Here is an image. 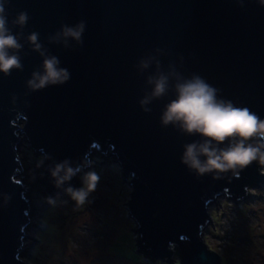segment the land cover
Returning <instances> with one entry per match:
<instances>
[{
	"label": "water",
	"instance_id": "water-1",
	"mask_svg": "<svg viewBox=\"0 0 264 264\" xmlns=\"http://www.w3.org/2000/svg\"><path fill=\"white\" fill-rule=\"evenodd\" d=\"M6 11L9 22L28 13L24 37L39 33L71 79L30 92L26 82L42 58L26 39L21 40L23 71L0 73V264H29L23 251L33 185L49 195L59 193L49 167L65 159L74 167L88 165L97 148L117 157L123 181L132 188L127 203L136 252L151 262L222 264V255L204 236L212 222L209 208L225 195L242 207L239 199L264 178L262 165L254 162L219 179L190 173L181 163L183 145L200 137L161 125L171 94L149 105L150 113L143 111L139 101L150 91L146 78L154 67L141 75L136 66L149 54L157 56L165 70L171 64L186 77L197 74L220 98L264 119L259 0H244L243 6L239 0H10ZM81 20L86 22L82 47L49 42L62 25ZM25 141L44 154L27 172L20 149Z\"/></svg>",
	"mask_w": 264,
	"mask_h": 264
},
{
	"label": "clouds",
	"instance_id": "clouds-1",
	"mask_svg": "<svg viewBox=\"0 0 264 264\" xmlns=\"http://www.w3.org/2000/svg\"><path fill=\"white\" fill-rule=\"evenodd\" d=\"M243 2L239 0L241 6ZM9 3L10 0H0V73L11 76L14 70L23 71L20 53L24 44L21 40L26 39L31 51L42 58L40 68L33 71L26 82L29 91L35 93L67 84L71 79L70 71L61 66L57 56L48 53L40 42L39 33L32 32L24 37L23 29L30 19L28 13L21 11L9 22L6 11ZM259 4L264 7V0H259ZM14 28L21 31L14 34ZM85 31L86 22L83 20L75 25L64 24L54 36L49 37V42L70 49V42L74 41L82 47ZM156 52L163 55L160 49ZM136 67L141 75L154 67L146 78L150 91H146L139 101L143 111L150 113L149 105L171 94L160 116L161 125L164 128L171 126L189 137H200L183 145L181 163L190 173L198 178L212 175L219 179L229 172L237 175L254 162L264 166V119L259 115L247 107H238L232 101L220 98L218 89L197 74L186 77L171 64L165 70L157 56L147 55ZM89 167L86 164L74 167L71 160L65 159L54 163L48 171L54 187L62 189L77 206H83L89 202L100 180L94 170L85 171ZM77 176L81 178L82 186L79 188L71 186V181ZM59 196V193L54 198L49 196L46 202L53 207L58 202L66 203L59 201Z\"/></svg>",
	"mask_w": 264,
	"mask_h": 264
},
{
	"label": "rangeland",
	"instance_id": "rangeland-1",
	"mask_svg": "<svg viewBox=\"0 0 264 264\" xmlns=\"http://www.w3.org/2000/svg\"><path fill=\"white\" fill-rule=\"evenodd\" d=\"M25 171L44 158L30 142L21 146ZM85 171L94 170L100 177L89 202L77 206L63 190L55 207L46 202L49 195L36 184L30 193L33 221L29 227L23 259L29 264H180L151 262L136 252L129 217L131 186L123 181L122 167L110 150H93ZM260 173H264L261 166ZM76 188L82 186L81 178ZM76 178V179H77ZM237 201L221 196L209 212L212 222L204 231L205 240L222 255V264H264V178L259 185L247 189ZM44 223V227L38 224Z\"/></svg>",
	"mask_w": 264,
	"mask_h": 264
},
{
	"label": "bare ground",
	"instance_id": "bare-ground-1",
	"mask_svg": "<svg viewBox=\"0 0 264 264\" xmlns=\"http://www.w3.org/2000/svg\"><path fill=\"white\" fill-rule=\"evenodd\" d=\"M93 150H94V149H92L90 155L93 154ZM89 159H90V157H89ZM30 203H31V202H30ZM32 215H33V212H32V205H31V212H30V214H29V225H28V227H27V235H29V234H28V230H29V227L31 226V221L34 222V220H33V216H32ZM38 227H44V223L41 222L40 224H38ZM29 236H30V235H29ZM27 239H29V237H27V238L25 239V242H26ZM24 244H25V243H24Z\"/></svg>",
	"mask_w": 264,
	"mask_h": 264
},
{
	"label": "trees",
	"instance_id": "trees-1",
	"mask_svg": "<svg viewBox=\"0 0 264 264\" xmlns=\"http://www.w3.org/2000/svg\"><path fill=\"white\" fill-rule=\"evenodd\" d=\"M76 178H77V177H76ZM79 182H80V181H79V178H77L76 181H75L74 183H75V184H78ZM34 185H36V184H34ZM34 185H33V186H34ZM182 253H183L182 251L177 250V252L175 253V255L178 256V257H182V256H183Z\"/></svg>",
	"mask_w": 264,
	"mask_h": 264
}]
</instances>
